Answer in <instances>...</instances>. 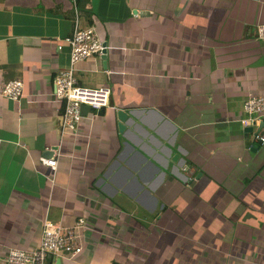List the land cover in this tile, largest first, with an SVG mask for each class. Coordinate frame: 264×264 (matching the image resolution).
<instances>
[{
  "label": "crops",
  "instance_id": "obj_1",
  "mask_svg": "<svg viewBox=\"0 0 264 264\" xmlns=\"http://www.w3.org/2000/svg\"><path fill=\"white\" fill-rule=\"evenodd\" d=\"M75 20L106 46L75 63L76 82L110 93L58 138L52 80ZM258 22L264 0H0V88L22 84L0 96V259L37 244L43 220L81 217V251L43 264H264L258 126L238 122L264 95ZM56 149L48 180L39 158Z\"/></svg>",
  "mask_w": 264,
  "mask_h": 264
},
{
  "label": "built area",
  "instance_id": "obj_2",
  "mask_svg": "<svg viewBox=\"0 0 264 264\" xmlns=\"http://www.w3.org/2000/svg\"><path fill=\"white\" fill-rule=\"evenodd\" d=\"M76 18V16H75ZM257 39L264 40V22L254 25ZM68 48V64L59 69L52 80V98L61 103L58 116V138L63 134L77 137V125L81 118L80 105H87L94 110H99L107 105L110 86L102 84L97 87H82L76 82L74 65L88 56H101L105 51L104 42L98 37L92 26L79 28L74 22L71 33L63 39ZM22 84L18 79L6 80L0 88V96L10 100H18L21 96ZM242 115L238 119L240 126L245 129L256 125L257 130L251 134V143L257 147L264 145V95L249 94L241 103ZM39 158V163L48 170L46 178L51 180L56 166V157ZM185 173L192 177L193 173ZM85 229L83 218H77L71 226H61L43 220L37 244L27 249L10 248L5 256L0 259V264H43L47 255L71 257L81 251V233Z\"/></svg>",
  "mask_w": 264,
  "mask_h": 264
},
{
  "label": "rangeland",
  "instance_id": "obj_3",
  "mask_svg": "<svg viewBox=\"0 0 264 264\" xmlns=\"http://www.w3.org/2000/svg\"><path fill=\"white\" fill-rule=\"evenodd\" d=\"M258 154H261V155H258L257 156V158H256V160L257 161H261V163L264 161V145L262 146V147H259V149H258ZM249 154V153H248ZM253 153H251V155H252ZM261 167H262V174H264V163H263V166L261 165ZM2 168H4V170H7L8 172H10L11 173V175L14 173V172H12V171H14V167L13 166H4V167H2ZM169 212H171V211H167V213H169ZM249 237H251V238H254V235H251V236H249Z\"/></svg>",
  "mask_w": 264,
  "mask_h": 264
},
{
  "label": "water",
  "instance_id": "obj_4",
  "mask_svg": "<svg viewBox=\"0 0 264 264\" xmlns=\"http://www.w3.org/2000/svg\"><path fill=\"white\" fill-rule=\"evenodd\" d=\"M101 58H104V52H103V54L101 55ZM125 115H126L125 112H123V111H121V110H118V111H117V116H118V118H119V121H122V120L124 119ZM122 127H123V126H122V124H121V122H120L118 128L121 129ZM246 128H248V127H246ZM252 145H253L252 147H257L256 144H252ZM44 154H46V155H50L51 152H50V151H45Z\"/></svg>",
  "mask_w": 264,
  "mask_h": 264
},
{
  "label": "clouds",
  "instance_id": "obj_5",
  "mask_svg": "<svg viewBox=\"0 0 264 264\" xmlns=\"http://www.w3.org/2000/svg\"><path fill=\"white\" fill-rule=\"evenodd\" d=\"M109 96V95H108ZM104 108V107H103Z\"/></svg>",
  "mask_w": 264,
  "mask_h": 264
}]
</instances>
